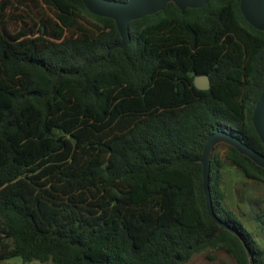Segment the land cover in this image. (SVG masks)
<instances>
[{"label": "trees", "instance_id": "obj_1", "mask_svg": "<svg viewBox=\"0 0 264 264\" xmlns=\"http://www.w3.org/2000/svg\"><path fill=\"white\" fill-rule=\"evenodd\" d=\"M130 32L110 52L115 20L83 0H0V263L186 264L221 248L264 264L226 204L217 149L249 179L264 183V168L225 143L212 153L215 212L249 253L209 214L199 160L217 130L264 154V31L240 0H209L170 2Z\"/></svg>", "mask_w": 264, "mask_h": 264}, {"label": "water", "instance_id": "obj_2", "mask_svg": "<svg viewBox=\"0 0 264 264\" xmlns=\"http://www.w3.org/2000/svg\"><path fill=\"white\" fill-rule=\"evenodd\" d=\"M208 1L209 0H83L88 10L93 14L115 20L121 35V40L110 48V52L115 48H125L131 42L130 24L132 21L143 18L146 15L156 14L163 10L170 2L175 3L181 10H185L186 8L203 7ZM240 7L247 21L255 28L264 31V0H240ZM195 85L200 89H209L211 86L209 74L197 75L195 77ZM253 124L264 144V87L253 110ZM222 143L235 147L240 153L249 157L253 162L263 168L264 154L257 151L236 135L225 130H217L207 138L202 155L199 159L203 165V183L209 214L222 229H230L238 234L250 253L239 231L224 222L216 214L214 209L210 187L211 159L214 148Z\"/></svg>", "mask_w": 264, "mask_h": 264}, {"label": "rangeland", "instance_id": "obj_3", "mask_svg": "<svg viewBox=\"0 0 264 264\" xmlns=\"http://www.w3.org/2000/svg\"><path fill=\"white\" fill-rule=\"evenodd\" d=\"M217 151L224 159L222 186L226 194V204L237 213L258 243L264 246V183L247 178L238 167L227 160V147L220 146ZM4 263L54 264L40 260L24 262L21 257L8 259ZM186 264H235V261L223 249L209 248L196 253Z\"/></svg>", "mask_w": 264, "mask_h": 264}, {"label": "flooded vegetation", "instance_id": "obj_4", "mask_svg": "<svg viewBox=\"0 0 264 264\" xmlns=\"http://www.w3.org/2000/svg\"><path fill=\"white\" fill-rule=\"evenodd\" d=\"M201 75H202V74H201ZM196 76H197V75H196ZM196 76H195V77H196ZM209 77H210V76H209ZM194 83H195V78H194ZM210 87H211V86H210Z\"/></svg>", "mask_w": 264, "mask_h": 264}]
</instances>
